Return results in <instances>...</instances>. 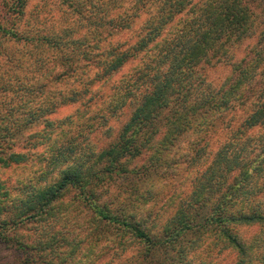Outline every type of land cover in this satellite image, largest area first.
Listing matches in <instances>:
<instances>
[{
    "label": "clouds",
    "instance_id": "clouds-1",
    "mask_svg": "<svg viewBox=\"0 0 264 264\" xmlns=\"http://www.w3.org/2000/svg\"><path fill=\"white\" fill-rule=\"evenodd\" d=\"M0 264H264V0H0Z\"/></svg>",
    "mask_w": 264,
    "mask_h": 264
}]
</instances>
